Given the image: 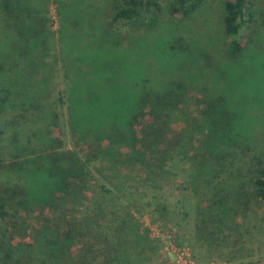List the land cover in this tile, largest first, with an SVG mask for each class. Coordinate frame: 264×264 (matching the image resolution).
Returning a JSON list of instances; mask_svg holds the SVG:
<instances>
[{
  "label": "rangeland",
  "instance_id": "1",
  "mask_svg": "<svg viewBox=\"0 0 264 264\" xmlns=\"http://www.w3.org/2000/svg\"><path fill=\"white\" fill-rule=\"evenodd\" d=\"M41 1L31 15L44 33L32 26L28 40L0 11V203L7 212L0 264H50L35 230L45 220L61 226L62 215L77 219L81 235L60 264H264V203L251 188L256 157L264 164V0L250 1L243 50L229 60L222 58L225 0H205L186 16L170 14L171 0H161L152 28L114 19L115 0ZM107 42L141 62V77L156 89L175 81L185 97L171 140L149 149L162 155L157 164L149 156L156 175L127 147V130L141 135L148 123L134 117L143 80H121V73L114 82L94 80L92 63L75 56L84 43ZM216 96L223 99L219 141L205 136L199 105ZM53 150L75 152L83 178L77 187L72 180L68 195L33 194L30 182L49 168L32 170L45 168ZM185 199L195 203L189 216L180 209ZM197 201H219V208L198 209Z\"/></svg>",
  "mask_w": 264,
  "mask_h": 264
},
{
  "label": "trees",
  "instance_id": "2",
  "mask_svg": "<svg viewBox=\"0 0 264 264\" xmlns=\"http://www.w3.org/2000/svg\"><path fill=\"white\" fill-rule=\"evenodd\" d=\"M204 1L205 0H171L168 5V10L172 15L181 14L186 16L199 9ZM250 1L251 0H225L223 3L222 31L227 40V51L223 54V59L227 58L229 60L243 50L240 36L243 25L251 20L252 12L249 7ZM41 2V0H0V11L3 14L6 25L14 28V31L17 32L20 37L28 40V36H25V34L28 29L33 26L31 9H34L35 6ZM161 11V0H115L113 17L114 19L124 20L142 28H152L157 23ZM35 21H37L36 18ZM34 29L38 31L39 35L44 33V31H39L35 27ZM142 43V41H139L135 44V48L138 45H143ZM118 46L119 44L116 42H107L103 44L95 43V46L84 43L81 48L84 51L83 55L80 56L75 53V56L82 61L88 58L86 62L92 63L93 72H91L90 75L94 80L114 82L117 80L116 73H121L123 75L120 78L121 80H143L146 86L143 87L142 99L135 109L134 117H136V119L144 117L148 120V123L141 135L137 133L135 128L127 130V147L130 149L129 156L135 163H139L140 166L146 167L148 173L156 175L158 167L153 164L155 160L150 161L149 156L151 155L150 158H152L156 155L157 164L158 160L162 159V155L161 153L158 155V153L150 152L149 149H151L153 145L158 146V143L161 144L164 140H171L170 134L173 115L178 108L184 105L185 97L177 91L175 81L172 83L173 85L171 84V87L160 90L156 89L153 84H149L148 78L144 77L143 79V77H141L143 74H146L142 68L143 64H141L139 60L140 63L136 61L131 63L128 62L126 58H124L125 51L119 52ZM214 52L215 51L212 50L211 54L213 57H215ZM222 100L221 97L216 96V98L210 100H201L199 103L202 107V115L206 122H208V126L203 129L205 136L212 134V137L218 139V141L220 140L221 134H218L214 130L218 129L220 126L217 106L221 105ZM191 129L195 130L194 133L198 131L196 125ZM216 146L218 147V145ZM162 152L166 151L162 150ZM256 160L257 169L252 172L254 175L251 179V188L254 195L264 203V164H262V161L258 159V157H256ZM41 166H45V168L32 171L38 172L46 168H49V171L43 174H35V177H40L38 183H34V181L30 182L33 194H42V191H44L47 194L48 192L54 193L52 194L54 197L57 193L60 195H68L72 180L76 179L74 181V186L77 187L79 186L76 182L77 179L83 178V165L80 163V158L75 152L70 150L49 151L46 163L44 165L42 163ZM52 169L54 170L53 172ZM162 170H159L160 177ZM44 183L46 184L40 186V184ZM54 197H50L45 201ZM185 200V203L181 205L180 209L181 211L184 210V215L189 216V210L192 209V204L190 205L188 199ZM218 202L219 201H212L211 203L199 204L200 201H197L196 207L198 209H211L214 204L218 207ZM192 207H195V203H193ZM223 209V213L225 214L228 209V203L223 202ZM196 214L197 212H195V215ZM6 215L7 212L4 208V204L0 203V217L4 218ZM59 218L61 221H64L61 226H54L50 221L45 220V223H43L42 226L40 225V229L35 230L39 247L38 251L50 264L65 262V258L71 252L72 246L75 245L77 238L81 235V233L78 232L80 224L77 223V219H63V215L61 217L59 216ZM124 220L128 222L127 219ZM17 248L18 247L15 246L13 251L10 248L5 251V255L7 257L12 256L13 252H15L14 249L17 250Z\"/></svg>",
  "mask_w": 264,
  "mask_h": 264
}]
</instances>
